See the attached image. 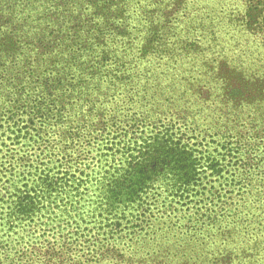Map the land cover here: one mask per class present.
<instances>
[{"label": "trees", "instance_id": "1", "mask_svg": "<svg viewBox=\"0 0 264 264\" xmlns=\"http://www.w3.org/2000/svg\"><path fill=\"white\" fill-rule=\"evenodd\" d=\"M0 264H264V0H0Z\"/></svg>", "mask_w": 264, "mask_h": 264}, {"label": "rangeland", "instance_id": "2", "mask_svg": "<svg viewBox=\"0 0 264 264\" xmlns=\"http://www.w3.org/2000/svg\"><path fill=\"white\" fill-rule=\"evenodd\" d=\"M142 15H143V9H141L137 14H136V16L134 17V20L135 21H139L140 20V17H142ZM144 68V65H141V66H138V68L136 67L135 69H143ZM179 74V73H178ZM26 238H29L28 236L26 237ZM38 239V238H42V239H44V237L43 236H34V237H32V241H35V239ZM39 241H37V243H38Z\"/></svg>", "mask_w": 264, "mask_h": 264}]
</instances>
